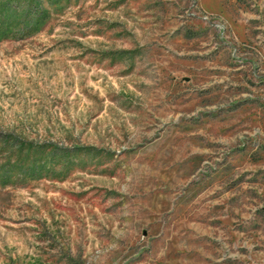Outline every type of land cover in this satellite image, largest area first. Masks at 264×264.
Masks as SVG:
<instances>
[{
  "label": "rangeland",
  "instance_id": "rangeland-1",
  "mask_svg": "<svg viewBox=\"0 0 264 264\" xmlns=\"http://www.w3.org/2000/svg\"><path fill=\"white\" fill-rule=\"evenodd\" d=\"M37 1L0 0V264H264V0Z\"/></svg>",
  "mask_w": 264,
  "mask_h": 264
},
{
  "label": "trees",
  "instance_id": "trees-1",
  "mask_svg": "<svg viewBox=\"0 0 264 264\" xmlns=\"http://www.w3.org/2000/svg\"><path fill=\"white\" fill-rule=\"evenodd\" d=\"M27 3H28L27 9L28 10H31V9L34 10L33 18L31 20L32 27H34L42 21V19L44 18V13H43V10H41V8L39 7L40 4L38 3L37 0H28ZM28 10L24 11L25 15H27ZM28 27H30V26H28Z\"/></svg>",
  "mask_w": 264,
  "mask_h": 264
}]
</instances>
